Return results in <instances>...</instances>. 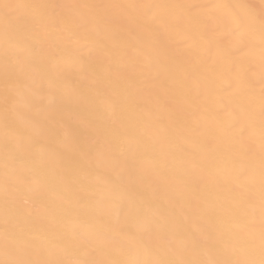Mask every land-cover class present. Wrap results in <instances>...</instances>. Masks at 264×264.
Here are the masks:
<instances>
[{
	"label": "snow or ice",
	"instance_id": "obj_1",
	"mask_svg": "<svg viewBox=\"0 0 264 264\" xmlns=\"http://www.w3.org/2000/svg\"><path fill=\"white\" fill-rule=\"evenodd\" d=\"M0 264H264V0L0 2Z\"/></svg>",
	"mask_w": 264,
	"mask_h": 264
},
{
	"label": "bare ground",
	"instance_id": "obj_2",
	"mask_svg": "<svg viewBox=\"0 0 264 264\" xmlns=\"http://www.w3.org/2000/svg\"><path fill=\"white\" fill-rule=\"evenodd\" d=\"M3 2V0H0ZM10 2V0H9ZM21 2H30V0H21ZM54 2H63V0H54ZM145 3H192V4H208L214 2H223V3H246L250 6H253L255 9L259 10L262 6V0H141ZM258 55V53H257Z\"/></svg>",
	"mask_w": 264,
	"mask_h": 264
}]
</instances>
